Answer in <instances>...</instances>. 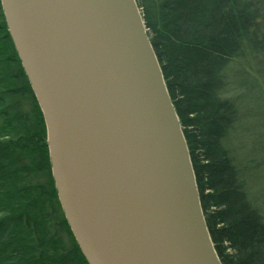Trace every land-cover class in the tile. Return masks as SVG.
I'll list each match as a JSON object with an SVG mask.
<instances>
[{"label": "water", "instance_id": "95a60500", "mask_svg": "<svg viewBox=\"0 0 264 264\" xmlns=\"http://www.w3.org/2000/svg\"><path fill=\"white\" fill-rule=\"evenodd\" d=\"M88 264H221L136 0H0Z\"/></svg>", "mask_w": 264, "mask_h": 264}, {"label": "trees", "instance_id": "16d2710c", "mask_svg": "<svg viewBox=\"0 0 264 264\" xmlns=\"http://www.w3.org/2000/svg\"><path fill=\"white\" fill-rule=\"evenodd\" d=\"M136 2L182 127L218 259L264 264V216L248 192L253 169L227 148L237 111L224 97L233 62L253 65L264 83V0ZM0 264H88L57 198L44 119L1 2Z\"/></svg>", "mask_w": 264, "mask_h": 264}, {"label": "rangeland", "instance_id": "374dc122", "mask_svg": "<svg viewBox=\"0 0 264 264\" xmlns=\"http://www.w3.org/2000/svg\"><path fill=\"white\" fill-rule=\"evenodd\" d=\"M252 66L246 61L233 62L225 71L228 87L224 97L232 98L237 111L227 148L241 162H250L249 196L264 216V83ZM256 66L259 70L260 62Z\"/></svg>", "mask_w": 264, "mask_h": 264}]
</instances>
